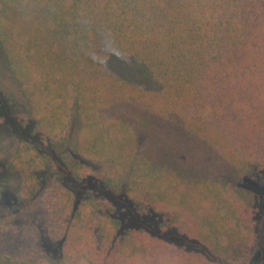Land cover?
<instances>
[{
  "label": "trees",
  "instance_id": "trees-1",
  "mask_svg": "<svg viewBox=\"0 0 264 264\" xmlns=\"http://www.w3.org/2000/svg\"><path fill=\"white\" fill-rule=\"evenodd\" d=\"M103 33L120 52L94 61ZM0 57L32 108L19 200L45 185L57 225L53 252L0 264H245L264 219L246 183L264 176V0H0Z\"/></svg>",
  "mask_w": 264,
  "mask_h": 264
},
{
  "label": "rangeland",
  "instance_id": "rangeland-1",
  "mask_svg": "<svg viewBox=\"0 0 264 264\" xmlns=\"http://www.w3.org/2000/svg\"><path fill=\"white\" fill-rule=\"evenodd\" d=\"M17 89V84L12 80L10 73L0 67V253L15 258H27L41 254L44 250L53 252L56 249L57 242H54L52 237V228L57 225L54 226L51 213L42 204L49 189L45 185L40 187L34 200L28 203L19 200L25 181L23 175L14 167L13 159L20 143L21 129L30 131L28 112L32 108L20 97ZM12 92H15V96L11 94ZM67 136L68 132H64L57 137L46 138L49 142H56ZM82 162L89 164L94 172L101 173L107 169L103 164L89 163L83 159ZM41 175L44 181L50 178L48 173ZM57 177L58 180H66L62 173L57 174ZM246 183L251 191L264 194V176H257ZM258 249L263 252L264 259V219L260 222L255 244L245 264L249 263Z\"/></svg>",
  "mask_w": 264,
  "mask_h": 264
},
{
  "label": "clouds",
  "instance_id": "clouds-1",
  "mask_svg": "<svg viewBox=\"0 0 264 264\" xmlns=\"http://www.w3.org/2000/svg\"><path fill=\"white\" fill-rule=\"evenodd\" d=\"M103 54L101 53H92V59L94 61H99L102 59H106L107 54L111 53L114 57L117 55L118 52H120L119 47L115 44L114 40L111 38V35L108 33H103ZM123 55V53H121Z\"/></svg>",
  "mask_w": 264,
  "mask_h": 264
},
{
  "label": "water",
  "instance_id": "water-1",
  "mask_svg": "<svg viewBox=\"0 0 264 264\" xmlns=\"http://www.w3.org/2000/svg\"><path fill=\"white\" fill-rule=\"evenodd\" d=\"M248 264H264L263 252L260 249L256 250Z\"/></svg>",
  "mask_w": 264,
  "mask_h": 264
}]
</instances>
